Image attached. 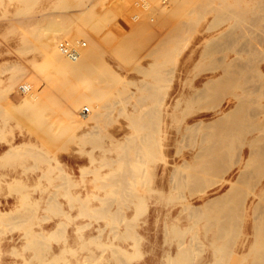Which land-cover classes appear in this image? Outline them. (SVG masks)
I'll return each instance as SVG.
<instances>
[{"label": "rangeland", "instance_id": "374dc122", "mask_svg": "<svg viewBox=\"0 0 264 264\" xmlns=\"http://www.w3.org/2000/svg\"><path fill=\"white\" fill-rule=\"evenodd\" d=\"M25 1L30 2L28 6L32 4L31 9L26 6ZM25 1L0 0V92L4 91L0 93V105L3 106H0V154L14 144L24 141L30 143L22 149L26 150L23 152L24 156L18 153L0 162V211H9L0 214V264H121L119 257H116L121 254L127 258L126 264H167V252L170 249L176 250L181 244L191 247L192 258L189 257L191 261H188V264H204L207 250L210 248L207 245L206 230L202 220L188 215L187 206L200 205L205 199L224 189L215 185L205 194L197 189V186L193 190L194 185L179 184L172 176L174 165L182 163L185 158L193 160L199 150V137L196 138V143L194 140L192 142L190 139H182L173 140L172 144L166 146L167 140L161 137L163 120L159 114L160 119L155 118L156 124H153L158 129L159 143L152 150L151 156L149 154L146 157L147 161L141 164L139 169H135L140 175L137 174L128 180L129 185L125 188L127 194L123 188L110 180L112 175H121L123 170L120 167L119 150L114 144V136L123 138L124 135L135 131L130 127V115L140 93L138 86L145 78L140 66L146 65L152 59L147 53L145 41L137 43V40L129 39L137 32H145L146 28L139 27L137 31L133 27L123 29L117 22L128 11L144 7L162 9L167 4H160L159 0H79L74 8H65L64 4L72 0L65 1L63 5L62 0ZM26 7L27 10L30 9L28 13L24 9ZM55 7L61 9L58 11L57 8L55 11ZM192 16L191 24L173 43V59L171 56L166 61L163 74V77L169 74L167 80L173 77V85L182 86L186 94L192 87H200L214 76L219 69L218 58L223 61L233 54L231 47L228 46L227 49L226 45H223L224 47H221L225 50H217L212 55L200 57L201 44L208 35L218 34L232 21H218L217 24L212 12H195ZM53 19L55 24L59 23V26H55L60 31L52 29L54 25L49 20ZM47 24L51 25L53 32L47 29ZM193 26L195 30L189 28ZM41 29L44 41L42 36L32 39L34 33L42 34ZM68 30L70 32L67 33ZM260 33L264 36L263 32ZM85 35L94 41L90 43L91 61L85 57L82 66L85 65L84 69L90 72V76L96 73L91 78L84 74L82 78L79 77L81 80L75 78L77 80L69 81V71L58 67L57 56H60L61 49L69 50L73 40L86 39ZM113 36H121L126 44L110 48L108 40ZM26 38L31 41V47L39 42L44 46H33L32 50L25 46ZM42 41L45 44L41 43ZM79 49L77 51L85 55V52ZM195 49H198V53L192 57ZM262 58L264 55L257 58V64L264 65ZM87 61L90 65H87ZM211 62L216 65L210 64ZM11 66L17 67L19 72L17 68L13 71ZM53 67L55 68L52 69ZM92 69L95 71L92 72ZM167 80L163 84H166ZM12 82L15 85H11ZM73 85L78 90H75ZM221 98V101L216 102L217 105L213 103L215 106L208 101L195 102L196 104L192 105L183 102L174 123L172 122V129L176 130L199 119L207 122L218 117L227 109L229 102L227 95ZM261 101L264 102V97ZM93 112L98 115H93ZM45 130L50 135L52 132V137L48 136V139L46 136L49 134H46ZM84 141L86 143H83ZM62 169L68 175H65ZM183 174L182 176L186 175L185 171ZM15 178L20 180L15 182ZM118 194L122 195L123 200ZM102 199H110L111 202ZM102 208H106L105 213L102 210V215L94 210ZM137 210L141 214L137 213ZM119 212L122 220L118 218ZM115 213L118 216H115ZM103 215L106 218H101ZM60 222L61 231L56 230ZM126 224L131 230L127 229ZM188 226L191 228L186 229ZM53 231L55 232L52 233ZM136 238L140 239L139 244ZM201 240L206 244L203 245ZM64 249L66 251H63ZM114 252L118 255L115 256ZM137 252H140L138 256L135 255Z\"/></svg>", "mask_w": 264, "mask_h": 264}, {"label": "bare ground", "instance_id": "6f19581e", "mask_svg": "<svg viewBox=\"0 0 264 264\" xmlns=\"http://www.w3.org/2000/svg\"><path fill=\"white\" fill-rule=\"evenodd\" d=\"M65 1L67 0H62L61 1L62 4L61 3L59 4L63 5ZM28 2L25 1L26 6L30 4V2L29 3ZM77 2H79V0H72L71 2L70 1L66 2L64 4V7L69 6V8L70 7L74 8V6L77 5ZM159 3L160 4L165 3L167 5L164 6V8L162 9H160V7H144V8L128 11L124 13L117 22V24L123 29L124 28L130 29L131 27H133V29L137 31L139 27L146 28L145 32H137L136 34L130 36L129 39L137 40V43L138 41H145L147 45L146 48L147 53L152 57V59L149 60L146 65L140 66L142 70L141 72L145 74V78L142 79L141 84L138 86L140 93L137 96L136 102L134 104L133 112L130 115V121H131L130 127L132 126L135 131L132 134L124 135L123 138L122 137L118 138L117 136H114V144H116L115 146H117V149L119 150L118 159L120 161V167L123 170L121 175L120 173L118 175L114 173L115 175H112L110 180H112V183L119 185L121 189L123 188L124 191L125 188H127L129 185L128 180L134 178L137 174H139V172L137 173L135 169L136 168L139 169V166L145 163V161H147L146 157L149 154H150L149 156H151L152 150L159 143V139L157 137L158 129L157 127L155 128V125L153 126V124H156L155 118L158 117L160 119L159 117L160 114L163 120V126L161 128L163 135L161 137L162 139L167 140L165 143L166 146L172 144L173 140H182V139H190L192 140V142L194 140V142L196 143V138L199 137L198 138L199 150L193 156V160H189L185 158L183 159L182 163L174 165V170L172 174L173 178L177 180V182L181 185H185V186L194 185L195 188L192 187L193 190H195L197 186V189H200V191H202L205 194H208V190L215 185H220L221 188L224 189L221 190L219 193H217L215 196L208 197L200 205L190 204L189 206H187V208L189 209L188 215L192 217H196L199 220H202L203 221L202 224L206 230L207 245H209L210 248L209 250H207L208 253L205 258L204 264H264V102L261 101V98L264 97V65L257 64V58L259 56L261 57V55H264V42H263L264 38L262 40V37L264 36L261 35L260 33V32L264 33V14H263L264 0H159ZM31 5H29L28 7L30 8ZM29 8L28 10L30 11L31 8L30 9ZM57 8H59L58 11L61 9L60 7H55V9L53 10L57 11L56 10ZM77 8H79V6ZM24 9H26L28 13L27 7ZM62 9L64 8L62 7ZM88 11H90V9H88ZM195 12L214 13L213 19L217 20V24L218 21L219 23L224 21L226 22L229 20L232 21L229 22L227 27H225L218 34L211 33L212 35L211 34L208 35V37L201 44L202 47L199 50V56L204 57L209 54L212 55V53L213 52L216 53L217 50L221 52V50L223 49L221 46L223 45H226L225 48H227L228 46H229L228 48L231 47L233 54L228 55V59H225L223 61H220V59L218 58L219 60L218 63L220 62L218 66L219 69L216 70L214 76L206 80L204 83H202V86L192 87L189 93L186 94L182 86L179 87L173 85V77L167 80V76L169 74L166 75L165 77H163V74L165 72L164 65L166 64V61L169 59V57L174 55L172 54L173 43L176 41L177 37L180 36V33L185 31V29H187L188 26L191 24V19L193 18L192 15ZM85 14L87 15V13ZM181 15L185 17L183 18L181 17ZM22 16H24V13ZM54 20L55 19H53V21L49 20V22L53 23L54 26L56 24H58L57 26H59V23L55 24ZM62 20L63 19H61V21ZM48 24L46 27L49 28L47 29L53 32V30H51L50 28L51 25L48 26ZM54 26L52 27V29L56 28L55 29L56 32L57 30L60 31V29H57V27ZM189 28L195 30L194 26L193 28L192 27ZM91 29L92 28L90 27V30ZM36 30H38L39 32L38 28ZM36 30L34 32H36ZM50 31L49 33H51ZM40 32H42V34L38 33L39 34L38 35L34 33L33 36L30 35L31 38L35 37L34 39H37V36H42L43 35L42 29ZM68 32L70 31L68 30L67 33ZM35 34L36 36H34ZM40 38L38 37V39ZM26 39H27L26 41L27 44H25V46L31 48L32 50H34V47L40 48V45L41 46L43 45V44H39L40 42L39 43L37 42L39 45L38 44L33 45L34 47L32 46L33 47L32 48L29 45V42L31 41L28 40L29 38ZM41 39L43 40V36ZM43 41L41 43H44ZM48 41L49 39L46 42ZM92 41L94 40L91 37H86V39L84 40L75 39L73 40L69 50L68 48L61 49L60 56L59 55L57 56L58 61L56 62L58 63V67L60 69H62V67L68 69L69 71L68 79H70L69 81H72L75 78L81 80L82 78L81 76L84 74L86 76L89 75V78L95 75L96 73L94 72L95 69L94 70L92 69L94 75L91 73L92 75L90 76V72L84 69L85 65L82 66V63L84 62V58L85 57L89 58V56L91 57L92 55V54L90 55V46H91L90 43H92ZM108 42H109L108 46L110 48L122 47L126 44V41L121 36H113L110 40H108ZM179 42L181 43L182 41ZM79 48L85 52V55L77 51ZM100 48L102 49L101 46ZM225 48L223 50H225ZM95 52L93 51V53ZM197 53H198V49H195L191 54L192 57H194V55H196ZM98 55L99 54H97V56ZM89 59L91 61V58ZM263 59L264 58H262L261 61ZM214 62H216V60H214ZM214 62L213 63L211 62L210 64L215 66L216 63L214 64ZM57 63L55 64L56 66ZM87 65H90L88 64V61H87ZM204 66L206 67V65ZM13 67L14 66H11L10 68H12L14 71L17 67L14 68ZM58 67L57 69L59 70ZM54 68L55 67H53L52 69ZM203 68L204 67H202V69ZM8 70L10 69L8 68ZM16 70L18 71V68ZM54 79L55 78H53V80ZM49 80L51 81V79ZM165 80H167V83L163 84ZM185 81L183 83H185ZM35 82L37 83V81ZM13 84L15 85V83L12 82L11 85ZM73 86L75 87V85ZM75 90H78V88L75 87ZM42 91L43 93H45L44 89ZM69 92L72 93V91L70 90ZM86 94L88 95V93ZM225 95L229 97L228 106L227 109L224 110L218 117L207 122L204 121L203 119H199L193 123L186 122L187 124H185L183 127L181 128L179 127L176 130L172 129V124L174 123L173 121L176 119L178 110L180 109L183 102H188L191 103L192 105V103L196 104L195 102L208 101V103L210 102L212 105L214 104L217 105L216 102L219 100L221 101L222 99L221 97ZM0 106L1 108L3 107L2 105ZM19 114L24 115L23 113L22 114L19 113ZM96 114L97 112H93V115L96 116ZM27 116H25L24 118H26L25 120L28 121ZM28 117L31 119L30 116ZM45 123L47 124L46 121ZM38 130L40 131V129ZM42 132H44V130ZM48 132L46 134H49ZM52 134L53 133L51 132V135ZM51 135L49 134L46 137L48 138V136ZM83 143L86 142L84 141ZM28 145H30L28 141H24L12 145L10 148H8L7 150H5L0 154V162L6 158L17 155L18 153L24 156L23 152H26V150L23 151L22 149L26 148ZM21 150L22 152H19ZM31 155L33 156L34 154L31 153ZM39 157L42 158V156ZM183 171H185L186 173L185 176H182L184 175ZM62 172L65 175H68L63 169ZM145 174L147 175V172ZM19 180L20 179L18 178L14 179L15 182ZM115 191H117V189ZM123 191L121 192L123 193ZM9 192L11 191L9 190ZM163 192L164 191H162V193ZM65 195L68 196L66 193ZM120 196L122 199V195ZM69 199H71V197ZM69 201L71 202L72 200ZM106 201L109 202L110 199ZM70 207H72V204ZM140 207L141 208L143 207L142 204H140ZM105 209L102 208V209H98V210L94 209V210L96 212L98 211L99 213L97 212V214L100 215L101 212L103 211H104L103 213H105ZM138 209H139V205H138ZM59 211L60 210L58 209V212ZM85 211L86 213H88L86 209ZM140 211L143 210L140 209ZM140 211L137 210V213L139 212L141 214ZM56 212L57 211H55V213ZM107 212L108 211H106V213ZM4 213H9V211H0V214H4ZM29 216L31 217L32 215ZM106 216L103 215V217L101 218H106ZM115 216H118V214L116 215L115 213ZM26 218L25 220H27ZM89 218H91V216ZM96 218L99 219V217ZM118 218H121L122 220V217H120V212ZM67 219L69 220V218ZM114 219L115 217L113 214V221ZM134 219L136 220L135 217ZM14 223L17 224L15 221ZM113 223L115 224V222ZM61 225H62L61 222L58 223V227L56 228V230L60 229L61 231L60 228ZM126 225L129 227L128 224ZM128 227L127 229L131 230V228ZM190 228L191 226L186 227V229H190ZM55 231H53L52 233H54ZM114 233L116 234L115 231ZM99 235L101 236V234ZM119 237L120 236H118V238ZM138 240H137V244H139ZM201 242L203 245L206 244L202 240ZM99 245H103V244L99 243ZM114 249L115 248H113V251ZM121 249L127 251L125 248L121 247ZM63 251L66 250L64 249ZM116 253L117 252H114L115 256L118 255V253L117 254ZM139 254L140 252L135 253V255L137 256ZM167 254H168L167 264H188V261H191L189 257L192 258V256H190L192 255L191 247L190 245H185V244L179 245V247L176 250L170 249L167 252ZM41 255L43 256V254ZM122 256L125 258V260ZM116 257L117 259L119 257L121 264L123 263L122 262L123 260H124L123 264L128 263V261H126L127 258L124 255L121 254ZM121 257L123 258V260L121 259Z\"/></svg>", "mask_w": 264, "mask_h": 264}, {"label": "crops", "instance_id": "0c3cea01", "mask_svg": "<svg viewBox=\"0 0 264 264\" xmlns=\"http://www.w3.org/2000/svg\"><path fill=\"white\" fill-rule=\"evenodd\" d=\"M7 149H8V148H7ZM7 149H5V150H7ZM5 150H4V151H5ZM4 151H3V152H4Z\"/></svg>", "mask_w": 264, "mask_h": 264}]
</instances>
